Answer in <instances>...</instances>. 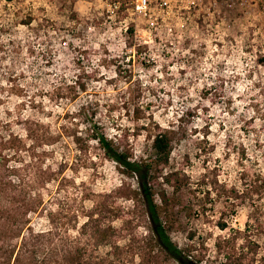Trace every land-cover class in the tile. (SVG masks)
Wrapping results in <instances>:
<instances>
[{
	"label": "rangeland",
	"instance_id": "obj_1",
	"mask_svg": "<svg viewBox=\"0 0 264 264\" xmlns=\"http://www.w3.org/2000/svg\"><path fill=\"white\" fill-rule=\"evenodd\" d=\"M218 10L0 0V264L31 232L20 264H75L79 247L83 264H178L145 245L136 178L91 129L144 161L168 131L153 197L171 199L172 242L193 263L264 264V18Z\"/></svg>",
	"mask_w": 264,
	"mask_h": 264
},
{
	"label": "trees",
	"instance_id": "obj_2",
	"mask_svg": "<svg viewBox=\"0 0 264 264\" xmlns=\"http://www.w3.org/2000/svg\"><path fill=\"white\" fill-rule=\"evenodd\" d=\"M129 30L131 31L132 28H129ZM75 83L78 85L79 92L85 90L86 84L78 79V77H76ZM91 130V138L98 143L103 150V153L108 158L116 162L121 173L127 177L136 178L138 193L141 195L142 200L146 205L145 210L150 224L149 233L144 241L145 245L164 252L168 259H172L178 264H200L198 261L193 263L191 249L188 246L180 249L170 239L169 231L173 229L175 221L171 199L166 196L164 190L159 194L160 204H157L153 197L155 193L154 185L157 182L158 175L162 172L163 167L168 164L170 159L172 149V137L170 133L160 129L155 132L151 142V147L154 151V158L144 161L131 159L128 150L121 149L118 143H114L104 134L98 133L94 129ZM76 142H78V139ZM119 191L121 196L130 198V194L126 193L123 188H120ZM187 210L191 212L192 209L188 208ZM88 223V220L85 221L82 225L83 229L86 228ZM225 226L224 223H220L221 229H224ZM108 230L109 229L96 228L92 235L97 237L99 242H104L106 238L109 237ZM29 234L27 240L21 241L19 249L14 247V249L11 250L6 264H20V257L26 253L30 256L29 258H36V251L33 248H29L27 245L28 241L39 235H34L32 232ZM192 237L193 233L191 232L189 238ZM1 250L0 247V251ZM5 250V252L8 253L7 248ZM75 252L77 253L75 264H83L85 260H82L84 249L81 247L75 248L74 253Z\"/></svg>",
	"mask_w": 264,
	"mask_h": 264
},
{
	"label": "built area",
	"instance_id": "obj_3",
	"mask_svg": "<svg viewBox=\"0 0 264 264\" xmlns=\"http://www.w3.org/2000/svg\"><path fill=\"white\" fill-rule=\"evenodd\" d=\"M221 5V6H220ZM114 8L119 7V3H113ZM203 6L213 14L218 9L238 10L240 13L249 11H259L261 18H264V0H129V9L132 14L150 16L155 12L163 15H178L183 11H189ZM220 6V7H218ZM226 13H224V16Z\"/></svg>",
	"mask_w": 264,
	"mask_h": 264
}]
</instances>
